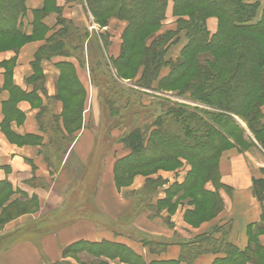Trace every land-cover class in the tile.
Listing matches in <instances>:
<instances>
[{"label": "crops", "instance_id": "crops-1", "mask_svg": "<svg viewBox=\"0 0 264 264\" xmlns=\"http://www.w3.org/2000/svg\"><path fill=\"white\" fill-rule=\"evenodd\" d=\"M173 1H167L163 22L169 29H174ZM41 6L40 0H26V15L20 27L28 37L33 33L32 11ZM56 6L61 9L62 18L78 30L86 31L89 39L95 38L90 29L91 15L83 1L57 0ZM56 19L57 15L50 14L42 21L47 29L44 38L29 42L19 52L0 55V64L14 60L11 83L25 94L33 92L29 81L33 76L34 55L46 38L58 29ZM122 30L115 26L99 29V35L108 36L107 46L103 47L105 59L118 57L120 48L116 49L115 44ZM207 31L210 36L215 34L216 26L212 21H207ZM88 41H84L78 50L61 49L63 53L40 62L44 92L38 90L35 96L47 112L41 119L42 129L37 121L39 108L27 102L16 106L22 118L19 122L10 120L6 129L8 137L18 142L25 141L27 136H40L43 139L41 145H15L2 131V107L9 100L10 92L3 89L5 70L0 68V182L9 183L13 192L4 209H10V204L17 200L30 205V199H35L36 207L34 212H24L0 227V245L4 244L0 248V264H215L226 255L218 247L223 240L240 252L246 251L249 239L255 235L253 227L264 226V200L259 203L253 194V180L264 182V150L257 146L253 137L246 135L247 147L234 144L231 150L221 154L217 163L220 186L218 190L211 183L205 186L207 191L219 196L221 211L213 221L199 229L179 220L177 214H183V210L173 216L161 210L159 204L166 198V190L175 180L178 184L183 180L173 173L160 171L145 178L138 176L131 186L118 188L114 181V165L129 154L119 142L121 134L128 130L117 127L114 131L109 129L104 136L106 106L101 92L92 84L94 66L90 62ZM174 52L168 59L176 60L173 58L178 55ZM59 66L69 67L77 85L87 93L83 125L75 132L65 131L62 120L53 122L62 115L61 105L53 102L61 77ZM144 98L142 94V106ZM101 104L105 110L103 115ZM261 112L264 114V105ZM60 133L68 138L71 134L68 145L58 144L53 139L54 134ZM102 133L99 142L97 135ZM183 175L185 177L186 173ZM149 180H160L164 185L154 194L146 195L143 190ZM184 208L192 211L189 206ZM214 229L219 232L213 234L211 244L197 243V237L212 234ZM222 229L225 235H222ZM257 241L264 248V233L257 236ZM77 243L118 247L126 251L107 255L96 249L98 255H93L84 250L75 260L67 255L79 254L68 252L74 251L72 247ZM211 245L219 252H213ZM128 253L138 260L137 263L123 260Z\"/></svg>", "mask_w": 264, "mask_h": 264}, {"label": "trees", "instance_id": "trees-1", "mask_svg": "<svg viewBox=\"0 0 264 264\" xmlns=\"http://www.w3.org/2000/svg\"><path fill=\"white\" fill-rule=\"evenodd\" d=\"M167 1L85 0L86 8L99 28H104L107 21L105 18L113 15L127 23V30L124 32L127 35L130 32L128 38L130 42L141 39V50L145 54L142 64L145 69L140 78L133 84L138 89L165 93L161 91L160 86L163 82L169 85L176 78L171 74L183 65L181 55L184 50L189 46V49L193 48L198 52H202L199 54L193 52L190 55L191 61L199 60L194 65L196 73L187 84L190 95H176L208 107L211 111L190 108L187 105H173L154 116L150 123L123 133L119 142L128 150L129 154L115 163L114 181L116 186L120 185L116 176L117 172L127 177L128 172L132 170L137 171L148 168L157 162L165 161V159L176 161V156H179L178 158L191 161L195 165V169L190 170L183 184L171 185L167 191V198L158 204H163L165 200H169L168 202L173 204L171 198L178 196L182 190L187 188V178H190L191 185L194 183L200 184V194L203 199L211 198L215 200V215L221 209V200L215 192L205 189L208 183H211L215 190H218L220 186L218 184L217 160L222 150L220 148L221 152H219V143L215 145L214 141L217 139L223 142L222 147L228 141L242 148L247 147L249 143L246 139L245 130L236 120V118H239L246 123L249 131L254 135V140L264 150V114L261 112V107L264 105V14L258 23L253 21L259 6L255 1L174 0L172 13L175 19V28L169 29L161 35L153 36L152 41L147 43V38L150 36L143 34L141 30L143 28H162V23L165 21ZM48 12H54L57 15L56 24L58 29L46 38L45 43L34 55V61L32 62L33 76L31 77L32 80L29 81L34 88L33 92L25 94L12 85L11 77L14 60L2 63L3 66H6L5 68H8L4 73L5 83L3 89L8 86L11 92L9 100L3 104L2 108L4 115L3 129H7L10 120L18 122L22 118L16 109L18 98L28 99L29 101L40 100L35 96L38 90L44 92L40 62L56 53H63L61 49L66 51L80 49L87 39V32L78 30L70 21L62 18L61 9L56 6L55 0H45V5L32 11L33 33L32 36L28 37L20 27L21 20L26 14L24 0H0V36H9L15 42L21 40L25 43L30 39L42 37L47 31L42 21ZM207 12L219 15L223 19L226 29L219 27L218 31L210 36L206 28L208 16H205V14ZM181 32L185 33L188 39L184 50L176 60L166 59V45L174 44L176 38L180 37ZM247 34L258 35L259 37L257 39ZM22 43L12 50L14 52L19 50V47L23 45ZM123 45L127 47V43ZM109 60L114 65L124 60L123 50L116 59ZM127 61V58H125V63ZM164 66L169 67V74L162 78L160 86L154 87L152 83L158 80L160 68ZM59 68L61 77L58 83L62 82L68 88L74 86L75 92L83 94L84 90L79 84L77 85L71 69L66 66H59ZM150 82L151 84H149ZM119 96L117 95L120 99ZM127 97L130 99L131 95H124L125 102ZM56 99L57 95L53 98V102ZM106 100L111 101L108 98H103V104L108 107L109 115H111L110 105L107 104ZM114 102L116 101L114 100ZM164 104L165 101L159 100L155 103V106L159 110L164 107ZM38 108L37 121H39L40 129H42L41 119L47 112L41 107V103H39ZM81 110L82 107L76 111L75 115H72L71 121L81 118ZM119 117L120 114L113 115L110 119L116 118L118 122ZM59 119L60 117L54 118L53 122H58ZM60 120H62L63 125L68 123L67 118L63 115H61ZM70 136L71 134L68 138L64 134H58L55 138L56 135L54 134L53 139L57 140L58 144L68 145L72 140ZM25 138L35 143L34 145H41L43 142L40 136H27ZM168 150L174 154H168ZM63 152L65 153V150ZM212 161L214 165H210ZM201 171H205V174L202 173V179L199 178ZM161 182L160 180H149L145 183L143 191L146 195L154 194L157 188L163 184ZM263 191L264 182L253 180V194L259 203L264 200ZM5 192L11 195L13 193L9 183L0 182V197H3ZM6 197L7 195H5ZM180 197L176 199L179 200ZM6 201H8L7 198L5 203H7ZM29 201L35 204V199ZM10 206V209H17L16 215L18 216L26 210L23 207L18 209L15 202H12ZM3 210L5 212L8 208ZM1 223L0 221V227L2 226ZM253 229L255 235L249 239V247L246 251L240 252L223 240V243L218 247L226 255L222 261L215 262V264H244L247 262L264 264V248L257 241V236L264 233V226L253 227ZM217 232L219 230L214 229L212 234H203L197 237V243L206 244L209 242L211 244L214 239L213 234ZM222 235H225L223 229ZM214 247L215 245L210 246L213 249L212 251L219 252L214 251ZM72 249L74 251L69 250L68 252L85 250L93 255H98L96 249H101L100 251L105 252L107 255L126 251L123 248L98 247L87 243H77ZM123 260L136 261V263L138 261L130 253Z\"/></svg>", "mask_w": 264, "mask_h": 264}, {"label": "rangeland", "instance_id": "rangeland-1", "mask_svg": "<svg viewBox=\"0 0 264 264\" xmlns=\"http://www.w3.org/2000/svg\"><path fill=\"white\" fill-rule=\"evenodd\" d=\"M40 1H41L42 6L45 5V0H40ZM56 1L57 0H55V3H56ZM73 1H75V0H68V2H73ZM79 1H83L84 4L86 5L85 0H79ZM248 1L249 2L255 1L259 5L258 10L256 12V17L253 19V21L255 23H258L264 14V0H248ZM24 3H26V0H24ZM36 10H38V9H36ZM50 14H55V13L54 12H48V14L44 17V19ZM187 14H188V12H187ZM32 16H33V14H32ZM205 16H208L206 19V28H207V21H212L216 26V32L218 31L219 27L222 29H226L225 24L223 22V19L219 15L207 12L205 14ZM106 19H107V21L105 22V27L106 26H112V27L115 26V27H119V28L122 27V29H123L121 31L120 38L117 39V41H116L115 48L116 49L118 47L120 48L119 54L121 53V50H123L124 60H122L118 64L116 63L114 65V64H111L110 60L105 59V55L103 53V50H104L103 47H105L107 45L106 38L108 36L104 37V36L99 35L98 31L101 28H99V26L95 23V21L93 20L92 17H91V21H90V24H91L90 29H91V32L94 34L95 38L89 39V37L87 36V39L89 40L88 43H89V50H90V52H89L90 62L93 64L92 66H94L92 74H93V77L95 79L92 82V84H95L97 86V88L99 89V92H101L102 98H108L111 101V102H108V100H106L107 104L110 105V110H111L112 114L109 115L108 107H105V110H106V116H105L106 130L104 131L105 132L104 136L107 135V133L109 132V129H112V131H114V130H116L115 128H117V127L119 130L122 127H126V131L127 130L130 131V130H133L136 128H140L141 126L150 123L153 120L154 116L161 113V111H163L166 108L171 107L173 105H187L190 108H195V109H199V110L207 109V110L211 111V109L208 107H205L199 103L193 102V101L189 100L188 98H181V97L176 95V94L190 95L189 91H188L189 89L187 88V86H188L187 84L189 81H191L193 79L192 77L196 73V69L194 67L195 63L197 61L199 62V60H196V59H195V61H191L190 55L193 52L195 54L202 53V52H198L196 49L194 50L193 48L189 49V46L187 47L186 50H184V47L186 46V44L188 42V39H187L185 33L181 32V34H180L181 38L177 37L174 44H170L169 46L166 45L167 50H166V55H165L166 57L165 58H167V59L169 57L171 58V56H172L171 54H175L174 51H176V54L179 57L181 55L182 50H184V52L181 55L183 65L181 63V65H182L181 68L178 69L176 72H173V73H175L174 75H173V73L171 74V76H175L176 78H174L173 81L169 85L167 83L164 84V82H163V84H161V86H160L159 84L162 81V78H164L165 75L167 76L169 74V71H170L168 66H164V67L160 68L161 74L159 73L158 80H156L154 83H152V85L154 87L160 86L161 91H163L165 93L152 92L151 90H148L151 93H144V92H141V90L138 89L137 87L133 86V84L136 83V81L140 78V76L142 75V73L144 72V69H145L144 65L142 64V60L145 57V54L141 50V39L139 41L130 42L128 40V38L130 37V32H128V35L125 34V32H124L127 30L126 29L127 23L125 21L119 20L118 18H116L113 15L112 16L110 15L109 17L105 18V20ZM121 24H123V26ZM175 25L176 24L174 22V28H175ZM168 29L169 28L165 27V23H162V28H159V29L143 28L141 31L143 34H147L151 37V38L150 37L147 38V36H146V38L148 39L147 43H150L152 41L153 36L161 35L165 31H167ZM46 34H47V31L44 35H46ZM44 35L42 37L40 36V37H37L34 39H30V40L26 41L25 43L21 40H19V42H15L9 36H0V55L5 54L7 52H14L13 50L15 48H17L23 42L22 43L23 45H21L19 47V50H20L25 45H27L29 42H35L38 39H42L44 37ZM126 35H127V40H126ZM247 35H250V36L255 37L257 39L259 37L258 35H254V34H247ZM87 39H86V41H87ZM142 42H143V40H142ZM124 43H127V47H124V45H123ZM177 45H178V47L175 48ZM19 50H17L16 52H19ZM178 50H179V53H178ZM125 58H127V60H128L127 63H125ZM177 58H173V59H177ZM1 64H0V68L2 67L4 70L8 69V68H5L6 67L5 65L3 66V64L2 65ZM142 83H144V82H142ZM149 84H151V82ZM5 90L10 92V89L8 88V86L6 87ZM146 91L147 90H145V92ZM142 94L145 95V98L143 101L145 103L144 106H142L140 103V99H141ZM56 95H57V99H56V101H54V104L57 103V104L61 105V111H62L61 114L65 118H67V120L70 117V119L68 120V123L66 125H63V123H62L65 131H67V132L77 131V129L83 125V111L85 109L87 93L84 91L83 94H80L78 92H75L74 86L68 88V87H65L62 82H59L58 85H56ZM117 95L118 96L121 95V96H119L120 99L117 97ZM124 95H131V98L129 99V97H127L126 102H125ZM157 95H162V96H166V97H161V96L157 97ZM150 98H153V99H150ZM114 100L116 102H114ZM159 100L165 101V104H164L163 108H160L158 110V107L155 106V103L157 101L159 102ZM20 102H27L28 104H30L34 108H38L39 103H41L40 100L39 101H33V100L29 101L28 99H24V98H18L17 103L16 102L15 103L18 104ZM162 103H164V102H162ZM100 106H101L100 107L101 108L100 109L101 115H103L105 113V110H104L102 104ZM80 107H82L81 118H79L75 121L74 120L71 121L72 115H75L76 111L79 110ZM119 114H120V117H119L118 122H117L116 118L110 119L111 116L119 115ZM59 117L60 116H58V118ZM60 119H61V117H60ZM60 119H59V121H60ZM236 120L238 121L240 126L245 130V134L247 136H250V137L254 136L249 131L248 126L246 125L245 122H243V120H241L239 118H236ZM2 131L5 133L7 139L15 145L22 146V145H27V144L32 143V142L28 143V141H26V140L25 141L20 140L17 142V140H13L11 137H8V132L6 129L2 128ZM102 135H103V133L97 135L99 142L101 141L100 138H102L101 137ZM117 135L118 134H116L115 136H117ZM121 136H122V134H121ZM55 138H57V135ZM253 139H254V137H253ZM214 143H215V145H216V143H219L218 148H219V152H221L220 151V148H221V150H222L221 154L231 150L235 146L231 141H228L227 144H224V147H222L223 142H221L217 139L214 141ZM224 143H225V141H224ZM32 144H35V143H32ZM257 146H259V145H257ZM168 154L173 155L174 153L169 151ZM197 154L199 155V153H197ZM221 154H220L219 158L221 157ZM176 157H177L176 161H173V160L167 161V159H165V161L157 162L156 164H154L151 167L143 168V169L137 170V171L132 170L131 172H128L129 175H127V177H125V175H122V173L117 172L116 176L118 177V182H120V185H118L117 187L118 188L119 187H123V188L129 187L134 183V180L136 177L140 176V177L145 178L147 175H152V174L154 175L160 171L173 173L176 176V178H182L183 180L181 179L182 180L181 184H183L185 182L186 177H187L188 173L190 172V170L195 169V165H193V163L187 159L178 158L179 156H176ZM217 162H218V160H217ZM213 163H214L213 161L210 162V165H214ZM184 172L186 173L185 177L183 175ZM202 173L205 174V171H201V175L199 177L200 179H202V177H201L203 175ZM174 184L175 185L178 184L176 180H175V183H173L172 185H174ZM186 184H187V188L182 190L178 194V196H174L172 198L169 197L173 201V204L171 202L169 203L168 202L169 200L168 201L165 200L164 203L160 205V207H161L162 211H165V212L167 211L169 216L175 215L177 211L179 213H181L180 211L183 210L184 211L183 214H177V215H179V220L181 222L185 223L186 225L190 226L191 228L199 229L202 225L210 223L211 221H213L215 216L217 215V214L214 215V212L216 209L215 200L211 199V198L203 199L201 194H200V184L194 183L193 185H191L190 178H187ZM163 185L164 184L160 185L158 188H161V186H163ZM167 191H168V189L166 190V192ZM4 194L7 195L6 198L9 201V199L12 197V195L8 192H5ZM5 195L3 197H0V210H2V212H0V221L2 222L1 223L2 225H4L9 219L11 220L14 217H18V215H16V212H17L16 208L15 209H8L4 212L3 209H4V206L6 204L5 203V200H6ZM179 196H181L180 199L179 200L176 199ZM166 198H167V195H166ZM175 200H176V202H175ZM15 204H16V207H18V209H19V207L25 208L26 209L25 213L34 212L36 210V207L34 204L29 205V204H26L24 201L17 200V201H15ZM185 206H189L192 211L185 210V208H184ZM220 211H221V209L219 210V212ZM25 213L23 212V214H25ZM24 232H26V231H24ZM21 233H23V232H21ZM20 236H21L20 238H22V235H20ZM5 243H7V242H5ZM3 246H4V244L0 245V248ZM81 253L82 252H79V254L78 253L68 254L67 256H70L71 258L77 260L79 258V256L81 255Z\"/></svg>", "mask_w": 264, "mask_h": 264}]
</instances>
